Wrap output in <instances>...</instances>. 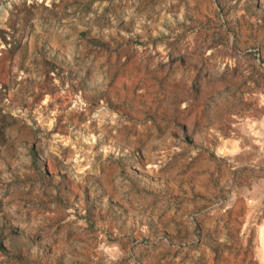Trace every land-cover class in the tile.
Masks as SVG:
<instances>
[{
	"label": "rangeland",
	"instance_id": "rangeland-1",
	"mask_svg": "<svg viewBox=\"0 0 264 264\" xmlns=\"http://www.w3.org/2000/svg\"><path fill=\"white\" fill-rule=\"evenodd\" d=\"M0 264H264V0H0Z\"/></svg>",
	"mask_w": 264,
	"mask_h": 264
}]
</instances>
